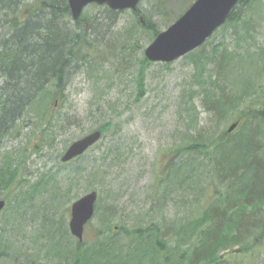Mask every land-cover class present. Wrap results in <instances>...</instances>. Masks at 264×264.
<instances>
[{"label": "trees", "instance_id": "16d2710c", "mask_svg": "<svg viewBox=\"0 0 264 264\" xmlns=\"http://www.w3.org/2000/svg\"><path fill=\"white\" fill-rule=\"evenodd\" d=\"M256 6H259L257 1L242 0L220 28L228 27L230 36L217 43L209 39L184 57L193 67V75L188 85L190 89L182 93L181 106L190 110L197 100L213 117L215 125L205 136L183 139L172 146L173 161L165 166L157 184L162 186V192L154 191L155 198L177 192L187 200L194 192L193 185H200L197 173L204 167L201 159H206L204 169L209 175L208 181L205 186L200 185L203 197L193 201L203 204L205 209L193 223H180L174 230V235L182 237L186 234L185 226H192L188 234L194 239L189 242V249L171 251L166 245L168 235L162 232L160 225L150 223L146 226L140 219L130 228L121 223L120 234H112L114 218L106 212L100 218L93 246L79 241L71 235L64 217L67 208L61 213L58 210V205H64L66 195L71 192L62 184L67 177L58 179L57 174L43 175L35 184L19 183L26 188L20 191L24 192L17 206L34 203L38 195L48 192L50 196L43 198L42 203L52 202L50 207L59 214L58 217H54V212L44 215L43 226L48 227L46 235L48 240L53 239V245L46 249L44 259L39 258L42 262L31 256L28 259L31 264H151L153 261L223 264L226 257L220 255L221 246L246 245L245 237L251 234L246 214L259 212L257 203L264 200V160L258 161L260 152L256 139L257 133L264 135V69L249 72L260 63L264 65V42H260L254 25ZM106 8L109 19L113 20L117 11ZM156 9L165 11L163 2L159 1ZM134 14H143V11L139 9ZM93 19L96 23L98 17L92 15L90 18L83 13L74 21L68 0H0V133L7 134L10 124L20 119L27 108L34 107L29 111L33 110L30 113L40 121L34 128V135L41 137L47 147L55 144L57 132L52 130L53 123L59 122L60 129L64 130V124H71V120L63 119L62 113L50 111L58 96L64 95L71 71L99 68L97 53H103L99 49L102 45L98 44L94 27L85 25ZM135 25L149 30L151 41L160 32L151 17L146 18L145 25L140 22ZM134 44L139 47V40ZM140 63L138 94L144 86L146 69L153 62L143 56ZM235 77L241 83L239 88L231 81ZM231 122L238 124L237 134L224 130ZM111 126L109 121L95 129H100L104 136ZM261 146L264 152V142ZM191 156L197 157L194 165ZM110 157L109 152L103 155L100 168ZM86 171L85 167L77 165L70 173L77 175ZM0 172V187H14L16 173L11 164H3ZM71 179L69 176L68 181ZM172 183L176 189H169ZM210 186L214 187L213 191ZM12 187L9 193L13 192ZM4 197L11 203L10 194ZM257 227L259 233H264V217ZM222 228H232L235 232L224 235ZM4 246L1 241L0 250Z\"/></svg>", "mask_w": 264, "mask_h": 264}, {"label": "rangeland", "instance_id": "374dc122", "mask_svg": "<svg viewBox=\"0 0 264 264\" xmlns=\"http://www.w3.org/2000/svg\"><path fill=\"white\" fill-rule=\"evenodd\" d=\"M159 1L165 7L163 12L156 9ZM193 1L143 0L140 9L147 19L152 18L159 30H164ZM254 1L259 4L253 10L254 25L259 32L260 42H264V0ZM85 14L90 18L92 15L98 17L96 23L93 19L85 25L94 27L98 44L102 45L99 49L103 53H97L98 69L71 71L64 95L58 96L51 108V113H62L63 119H70L71 124L67 122L64 124L65 129L61 130L60 123L54 122L52 130L57 132L55 144L47 147L41 137L34 135V128L40 121L30 113L33 110L29 111L34 107H29L17 120L5 147L0 150V168L7 160L9 163L6 164H11L16 173L14 187H0V199L7 194L11 198V203L0 213V242L5 244L0 250V264H31L29 258L44 259L46 249L52 248L53 239L48 240V227H44L43 222L44 215H50L54 210L50 207L52 202L42 203V199L50 194L41 193L34 203L17 206L23 197L24 191H20L26 188L20 187L19 183L35 184L43 175L57 174L58 179L67 177V181L64 180L62 184L65 190L70 189L71 192L66 195L64 205H58V210L61 213L64 207L67 208L68 212L64 217L68 227L71 205L93 189L98 192L94 218L86 225L84 233V241L91 246L97 237L100 218L106 212L114 218L112 234H120L122 224L130 228L140 219L146 226L150 223L160 225L162 232L168 235L166 245L171 251H187L189 242L194 239V236L188 234L192 232V226H185L186 234L182 237L174 235V230L179 228L180 223H193L195 217L205 209L203 204L198 205L193 201L203 197L200 185L205 186L208 181L209 175L204 169L206 159H201V166L204 167L197 173V177L201 179L200 185H193L194 192L187 200L177 192L171 196L166 194L155 198L154 191L157 190L159 194L162 192V186L159 184L158 187L157 184L165 166L173 161L172 146L183 139L205 136L209 133L208 129L215 125L213 117L197 100L190 110L181 106L182 93L190 89L188 85L193 67L184 57L168 66L152 63L146 69L144 86L138 94L140 60L145 48L152 42V33L135 25L140 21L132 10L119 11L110 20L106 6L93 4L85 9ZM225 36H230L228 27L220 29L210 39L217 43ZM136 39L139 40V47L134 44ZM260 69H264L261 63L249 72L255 73ZM231 81H234L235 88L241 86L238 77ZM186 100L189 101L188 98ZM109 121L112 126L84 157L68 165L61 163L62 155L73 141ZM232 124L229 123L224 130ZM239 131L235 128L232 133L237 134ZM256 139L259 142L257 151L260 152L258 161L264 160V152L261 151L264 135L257 133ZM108 152L111 157L100 168L102 157ZM191 158V164L194 165L197 157ZM77 165L85 167L87 171L77 175L70 173ZM69 176L72 177L71 181H68ZM1 180L0 172V182ZM11 187L13 192L9 193ZM209 188L214 190L212 186ZM169 189H176V186L172 183ZM257 204L259 212L246 214L247 227L251 228V234L245 237L246 245L220 247V255L226 257L223 264H264V233H259L260 228L257 227L264 217V200ZM58 216L54 212V217ZM221 230L224 235L235 232L232 228ZM151 264L162 262L153 261Z\"/></svg>", "mask_w": 264, "mask_h": 264}, {"label": "water", "instance_id": "95a60500", "mask_svg": "<svg viewBox=\"0 0 264 264\" xmlns=\"http://www.w3.org/2000/svg\"><path fill=\"white\" fill-rule=\"evenodd\" d=\"M141 0H68L74 20L79 19L86 6L92 3L108 5L111 9L137 10ZM241 0H196L191 7L171 26L161 31L146 47L145 56L152 62H173L189 52L197 49L218 29L228 18L230 12ZM234 123L229 128L236 127ZM102 139L101 130H95L75 140L62 157L69 161L85 153L90 147ZM98 199L97 191H91L71 206L69 227L71 233L79 241L84 239L85 225L95 213ZM5 206V200H0V212Z\"/></svg>", "mask_w": 264, "mask_h": 264}, {"label": "flooded vegetation", "instance_id": "af4514ba", "mask_svg": "<svg viewBox=\"0 0 264 264\" xmlns=\"http://www.w3.org/2000/svg\"><path fill=\"white\" fill-rule=\"evenodd\" d=\"M16 122L17 121H15V122H13L12 124H10V126H9V128L11 129L9 132H7V134H5V135H3L2 133H0V150L2 149V148H4L5 147V145H6V142H7V139H9V137H10V132H12V130L14 129V127H15V125H16ZM27 126L29 127L30 126V124H27ZM5 160V159H4ZM5 162L6 163H9L7 160H5Z\"/></svg>", "mask_w": 264, "mask_h": 264}, {"label": "bare ground", "instance_id": "6f19581e", "mask_svg": "<svg viewBox=\"0 0 264 264\" xmlns=\"http://www.w3.org/2000/svg\"><path fill=\"white\" fill-rule=\"evenodd\" d=\"M19 120V119H18Z\"/></svg>", "mask_w": 264, "mask_h": 264}]
</instances>
